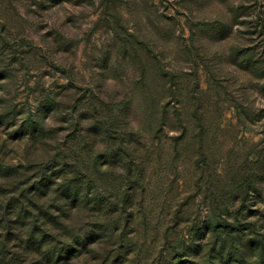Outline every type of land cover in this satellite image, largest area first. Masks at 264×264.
<instances>
[{
  "label": "rangeland",
  "instance_id": "374dc122",
  "mask_svg": "<svg viewBox=\"0 0 264 264\" xmlns=\"http://www.w3.org/2000/svg\"><path fill=\"white\" fill-rule=\"evenodd\" d=\"M46 249L264 264V0H0V264Z\"/></svg>",
  "mask_w": 264,
  "mask_h": 264
},
{
  "label": "trees",
  "instance_id": "16d2710c",
  "mask_svg": "<svg viewBox=\"0 0 264 264\" xmlns=\"http://www.w3.org/2000/svg\"><path fill=\"white\" fill-rule=\"evenodd\" d=\"M74 197L76 201H78V199H81V192H79L78 190L74 191ZM41 241H42L41 237L37 239L35 238L34 240H32V244H37L40 243ZM42 254L46 258L47 262H53L54 264V252L52 250L46 249L42 252ZM56 261H58V259H56Z\"/></svg>",
  "mask_w": 264,
  "mask_h": 264
}]
</instances>
